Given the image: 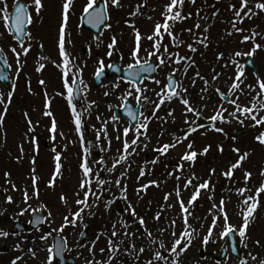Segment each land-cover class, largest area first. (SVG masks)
Returning a JSON list of instances; mask_svg holds the SVG:
<instances>
[{
    "label": "rangeland",
    "instance_id": "374dc122",
    "mask_svg": "<svg viewBox=\"0 0 264 264\" xmlns=\"http://www.w3.org/2000/svg\"><path fill=\"white\" fill-rule=\"evenodd\" d=\"M86 1L74 0L73 6L76 7L69 8L66 27L68 33L65 36V51L70 61L67 77L64 76V60L55 45L58 34L57 26L62 17L61 9L66 1L42 0L43 8L37 14L34 0H24L32 18V22L27 27L26 41L23 43L24 47L29 49L27 55L23 54L21 44L12 41L9 37L5 23L4 27L0 28V48H3L1 54L10 65L9 78L12 83L11 87L14 89L9 104L7 103L8 92L0 86V94L5 99V104H0V114L4 116L3 125L0 126V230L9 233L8 237L0 238V264H12L18 256L22 259L18 260L17 264H46L49 256L48 249L51 248V237L54 234L65 238L67 253L75 258L77 264L107 261L110 255L107 251L108 236L103 234L110 235L113 224H117V229L121 233L114 239L123 240V244L121 252L116 254L111 264H133L129 262L131 260L127 254H123V249L132 244H135L137 248H145V252L140 254L139 259L129 255L141 264H147L149 259H153L157 250L167 258V264H242L244 261L247 264H260V261L264 260V193L261 194L260 204L249 224L246 237L241 240L238 232L234 233L241 252V260L237 261L228 253L225 259L216 261L220 249L227 247L226 237L221 238L225 225L223 212H227L228 223L236 228L241 227L243 223L241 202L244 197L238 195L236 189L245 187L244 171H250L253 174L247 185L252 192H245L244 196L254 195L255 189L264 182V178H259L262 177L260 173L264 171V144H260L256 139L263 132L264 125L253 127L254 122L251 119L242 118L244 119L242 124L232 116L227 118L229 113L234 111V106L229 102H223L215 89L220 88L226 94L228 101L239 95L238 102L248 107H252L257 101H264L263 96H257V92L245 87V85L257 87L258 79L264 80V48L257 50L252 56L257 67L256 77L242 65L245 57H240V65L245 70L244 84L241 85L243 92H237L236 95L230 94V85L236 73V66L231 63L234 53L247 52L253 47L251 41L241 43L242 37L256 31L261 34L256 37V42L264 45V11L256 9L257 15L251 19H244L242 24L237 22V27L244 29V32L238 33L232 28L231 22L235 16L230 5L235 4L239 8L240 0H221L223 3L210 5L209 8L206 6L207 11L204 9V0H196L195 4L186 0L183 13L190 12L192 16L183 23H178L173 29L174 33L179 34L182 43L179 47H175L167 35L163 42L168 44L170 51L179 53L180 56L188 59L178 65L172 62L160 65L157 56H152L149 61L157 64V73L152 80L140 85V88L146 89L141 95L135 92V87L117 79H107L103 86L95 89L93 75L100 68V60H103L104 68L113 61L112 55H108V45L113 36L124 35L126 40L114 48V51L121 55V68L135 63L130 53V50L132 51L135 47V31L130 23L134 24L141 33L142 48L151 50L152 41L146 37L152 35L156 23H163L164 17L161 14L169 0H121V7L117 11L119 18L114 14L113 5L109 3L110 26L108 25L97 40L93 39L90 33L78 29V14L83 10ZM254 2L255 0L250 3L249 7H252ZM7 3L10 9L14 0H7ZM137 6H141L139 13L135 16L130 15ZM197 11L199 15L196 14ZM213 13L217 14L213 16ZM0 18L3 21L2 16ZM196 23H200V29L194 28ZM205 27L209 29L207 33H203ZM188 28H193L194 31L190 33L186 30ZM115 31H119V34L115 35ZM229 32H232L231 36L228 35ZM201 33L209 38L207 48L195 39ZM29 34L31 39H28ZM189 43L197 48L196 52L188 49ZM39 45H43L42 57H38ZM12 48H16L17 52L21 53L19 63H17L16 54L11 51ZM220 53H223V59H217ZM141 56L148 59L144 51L141 52ZM190 60H195L196 63L187 69V75H185L184 69ZM41 65H44L42 69ZM177 68L180 71H176L173 77L178 84L182 83V86L187 88L186 96L190 103L202 112L200 118L204 121L210 120L209 118L221 106L228 109L223 114V123L219 120L215 122L211 120L216 127L223 128V133L216 132L213 126L209 129L191 132L185 120L191 122L195 117L192 113H186L185 106L176 98L170 102L165 100L155 116L152 115L156 103L160 100L157 93L165 89L164 79L172 75L173 70ZM197 70L209 81H212L215 74H219L218 79L212 82L207 92L201 93L204 81L195 77ZM75 77L79 79L81 85V108L77 107V111H83L84 115L87 112V117L83 116L81 129L84 137L83 143L80 139L81 133L76 131L72 114L69 112L71 107L66 101L67 89L64 86L65 79H68L71 85ZM193 79L196 81L195 86L192 84ZM41 80L45 83L41 84ZM155 80H159L160 83H155ZM129 91H132L133 95H128ZM106 92L108 95H105ZM137 95H141L142 101V118L139 124L141 122L148 124L147 135L140 137L133 155L128 156L127 160L117 165L112 172H108L107 168H111L114 159L121 155L118 149H122L123 140L133 138L131 130L128 137L123 136L124 129H132V127L120 119H114L112 109L119 108L123 100L134 105ZM145 96L147 100L144 99ZM49 103L50 107H46ZM5 107L8 109L6 113H4ZM171 110H174L173 116L168 115ZM45 111H51L52 116L44 115ZM260 115L264 116V112ZM145 117L149 118L148 121L144 120ZM53 119L57 125L55 140L51 138L53 133L50 131ZM29 120L32 121L31 125ZM105 126L106 133L101 131ZM241 128L245 130V133L233 138V131ZM61 133L63 135H60ZM118 135L121 139L116 138ZM97 136L100 137L99 140ZM185 136L187 139H184ZM177 137L183 143L176 148L169 149L166 155H161L156 151L164 144L175 142ZM109 140H111L110 149L101 151V148L108 145ZM189 143H192L193 150L198 153L194 164L181 160L182 155L188 151ZM206 147L209 151L203 154ZM221 147L223 151H220ZM235 148H239L240 153L235 152ZM85 149L88 150L87 156H85ZM242 153H248V157L242 167L235 170L232 180H229L223 173ZM57 154L61 156V169L58 176L55 175ZM85 158L88 159L94 171L104 168V171L100 173L102 178L113 182L120 179L121 185H126L128 201L132 202L139 216L145 219V226L139 225L138 217H130L127 211L128 201L120 198L121 188L112 183L105 185L107 190L102 196L103 201H113L110 210L105 209L101 203L98 208L91 209L94 215L89 214V210L85 209L82 214L83 219L77 220L75 227L68 225L62 232L54 231L64 224L65 216L73 218L71 213L81 207L76 204V200L83 196L80 182L83 178L81 163ZM101 158L104 164H96L95 161ZM156 159L158 162L152 164L151 161ZM179 164H183L182 171L177 167ZM212 169H215V173L211 171ZM142 170L146 173L144 176H140ZM6 173L10 175L6 176ZM193 173L199 177L193 182L194 185L208 181L209 189H201L200 197L193 205H189L191 215L188 219L191 229H188V225L184 224V214L178 201L183 199L187 202L190 199L194 189L192 186L184 188L183 185ZM33 175L38 177L35 186ZM54 176V183L50 185ZM177 176L180 179H176ZM254 177H257V180ZM152 180L157 181L159 187L149 185L145 192L137 195V190L141 185L149 184ZM13 184L15 188L12 187ZM93 187H95L94 184ZM177 188L180 189L179 197L175 195ZM36 189L39 192L38 198L34 194ZM25 191L30 197L27 203L24 202ZM168 193L172 195L166 202L164 197ZM8 196L12 197L11 203L7 201ZM62 196L66 198V203L61 199ZM221 200L224 201L223 212L219 207H213V205L219 206ZM23 209L27 211L20 215ZM32 211H39L44 215V226L35 232L28 231L12 236L10 231L13 221L27 223ZM157 213H160L159 220L155 219ZM173 220L176 221L174 226L171 223ZM85 221L90 223L89 234L85 243L80 244L79 236L83 230L82 223ZM118 221H127L129 228L120 227ZM144 227L152 233V238L156 240L155 244L151 243L144 232ZM185 229L195 230L192 232L191 245L182 244L186 247V251L179 252L178 249V255L171 254L168 250L171 249L176 239L172 232L175 231L177 236H180ZM126 230L135 235L124 236L123 232ZM210 230L211 237L209 238ZM41 236H47V239H41ZM257 241L260 243L257 244ZM161 242L164 243L165 248H159ZM16 245L20 247L17 248ZM199 247L204 248L201 258L198 257ZM102 248L105 249L103 253L100 251ZM3 249L7 251H2ZM30 249L36 251L35 257L31 255ZM253 256L256 260L252 259ZM153 264H165V262L153 259Z\"/></svg>",
    "mask_w": 264,
    "mask_h": 264
},
{
    "label": "snow or ice",
    "instance_id": "6c2138e0",
    "mask_svg": "<svg viewBox=\"0 0 264 264\" xmlns=\"http://www.w3.org/2000/svg\"><path fill=\"white\" fill-rule=\"evenodd\" d=\"M187 2H190L192 4L196 3V0H187ZM74 3V0H66L64 6H63V23L62 26L60 28V39H59V49H60V54L61 56L64 58V76L67 77L68 76V65H69V55L68 53L65 51V36H66V32L65 29L67 27L68 24V19H69V8L71 7V5ZM109 3H111L113 6L119 7L121 6V0H104V3L102 5L98 6V0H87L86 5L83 8V16L81 17L82 19H84L85 17L87 18V22L89 24H92L93 26H97L101 23H103V21L106 18V11L108 8ZM250 3H253V0H240V6L239 8H237V6L235 4L230 5V8L234 11V16L235 19L231 22L232 23V28L234 29L235 32L238 33H242L244 32L243 28L237 27V22L242 24L244 22V19H251L253 16L257 15V12L255 11L256 9H259L260 11H264V0H255L254 4L252 7H249ZM0 4H2V7H0V16H2V19L5 23L6 28H10L14 25L15 27V31L16 33H18L20 36L24 35V24L25 23H31L32 22V18L31 15L28 13V7L27 5L23 4V3H17L15 5V11L14 14L9 12V5L7 3V0H0ZM34 4H35V11L37 14L40 13L41 9L43 8V3L42 0H34ZM186 4V0H169V3L167 5H165L164 11L162 12V16L164 17L163 23H156L155 25V29L154 32L152 33V35H149L146 37V39L152 41V45H151V50L149 49H143L142 45H141V33L138 29L135 28L134 24H131L130 22V26L134 29L135 31V47L132 49L131 51V56L132 59L134 60V64H129V69H133L137 66H140L144 71H150L151 68L150 67H144L145 65L149 64V59L152 56H157V59L159 60V64L160 65H166L169 62L175 63V64H181L182 61H184L185 59H188L187 57H183L180 56L179 53H173L172 51H170L168 44H165L164 41V37L165 35H167L170 39L171 42L173 43V45L175 47H179L180 44L182 43V41L179 38V34L178 33H174L173 29L176 27V25L178 23H183L185 20L190 19L192 16V13H187L184 14L183 13V8ZM142 6V5H141ZM141 6H137V8L130 13V15L135 16L139 13L140 11V7ZM197 15H199V11H197L196 13ZM217 13H213V16H215ZM151 18V17H149ZM11 22V23H10ZM110 26V25H109ZM195 29H200L201 25L200 23H196L194 25ZM163 29V31H162ZM188 32H193L194 29L193 28H188L186 29ZM208 28L205 27L203 29V33H207L208 32ZM203 33H201L200 35H197L195 37V39L203 45V47L207 48L208 47V36L207 35H203ZM229 36L232 35V32L228 33ZM261 34L256 32V31H252L251 35H244L242 37L241 43H247L249 41L252 42L253 47L247 51V52H241V51H237L234 53L235 57H252L257 50L264 48V45L257 43L256 42V37L260 36ZM202 36V38H201ZM28 39H31V36L29 34ZM117 45V40L116 37L113 36L112 37V41L111 43L108 45L109 49H114ZM99 46V45H97ZM23 54L27 55L29 49L25 48L23 44L20 45ZM41 47H43V45H41ZM188 49L191 52H196L197 48L193 46V44L189 43L187 45ZM161 49H163V51H161ZM11 51L13 53L16 54L17 56V63H19V56L21 55L20 52H17L16 48H12ZM144 51L147 53V57L148 59H144L141 56V52ZM3 52V48H0V53ZM165 54H167L165 56ZM108 55L111 56L112 52L109 51ZM175 57V59H174ZM217 59H223V53H220L219 56L217 57ZM100 63V68L99 71L97 72V78H99L104 71V62L103 60L99 61ZM195 60H190V62L188 63L187 67H185L184 69V74L187 75V69L192 67L193 65H195ZM232 64H234L236 66V73L233 79V82L230 85V94L232 95H236L237 92H243V89L241 88V85L244 84V77H245V70L244 67H242L240 65V62L238 60L233 59L231 61ZM5 65L10 67V65L7 64V60H5ZM44 67V65H41V69ZM109 68H112V65H108ZM225 67H227V65H225ZM118 70V69H117ZM176 71H180V69H174L172 72V76L175 75ZM215 71V70H214ZM131 74V73H130ZM195 77H198L199 79L204 81V87L201 89V93L207 92L208 88L210 87V85L212 84L213 81H215L216 79H218L219 74H215L212 77V81H209L208 79H206L205 77H203L201 75V73L197 70L195 72ZM9 77L8 75L4 72V70L2 68H0V81H4V80H8ZM195 79H193L192 84L193 86H195ZM41 84H44L45 81L41 80L40 81ZM76 81L72 80L71 81V85H75ZM81 83H83V81H81ZM155 83L159 84L160 81L159 80H155ZM69 84V80L65 79L64 81V86L67 89V99L69 104H72V100H73V86H71ZM118 86V85H117ZM133 87H135V92L138 94H143V92L146 89H142L140 87H136L135 84H133ZM173 87V85H168V88ZM176 87H179V91H168V88L162 90L160 93H157L158 96H160V100L158 103H156V108L155 110L152 112V115L155 116L156 111L159 110V107L161 104H163L165 102V100L167 101H171L173 98H176L181 104H183L185 106L184 111L186 113H192L193 116L195 117L194 120H192L191 122H189L187 119L185 120L186 123L189 124L190 128H191V132H196L198 130L199 127H203L202 124L197 123L200 120V117L202 116V112L200 109L195 108L192 106V104L190 103V100L187 98L186 94H187V88H184L182 86V83L177 84ZM245 87L247 88H251L252 91L257 92V96H264V80H259L257 81V87H253L252 85H245ZM31 90V89H29ZM77 92H79L80 90L77 89ZM215 91L220 95V97L222 99L226 98V94L224 92H222L220 90V88H216ZM249 95L251 93H248ZM105 95H108V93L106 92ZM128 95H133L132 91L128 92ZM141 95H137L136 99L139 101L141 99ZM203 99V96L201 97ZM145 100H147L148 98L145 96L144 97ZM239 101V95H236L235 99H230L229 103L232 104L234 106V111L230 112L229 115L232 116L233 118L237 119L240 121V123L243 124L244 119H251L254 123H253V127H256L258 125H264V116H261L260 113L264 112V101H257L255 103H253L252 107H248L247 105L238 102ZM7 103H11V94H9L8 99H7ZM94 103V102H93ZM0 104H5V99L3 97L2 94H0ZM46 107H50V103L46 105ZM7 107L4 108V113L7 112ZM73 114L75 116V128L76 131L81 133L80 135V139H81V143L84 142V137H83V133L81 131L82 129V122H81V116L79 113L76 112L75 107L73 106ZM228 109L221 106L214 115H212L209 119L212 121H220L221 123L224 122V112H227ZM173 112L174 110H171L168 112L169 116H173ZM27 115V113L25 114ZM44 115L46 116H52V112L51 111H45ZM129 115L133 117V119H135V115L131 112H129ZM259 116V119H258ZM244 118V119H242ZM148 117H145L144 120L148 121ZM3 120H4V116L3 114H0V126L3 125ZM32 121L29 120V124L31 125ZM147 128H148V124L146 122H141L139 124V126L134 127L132 129L129 128H125L124 132H123V136L124 137H128L129 131H133V138L128 140L125 139L122 142V149H118V151L121 153V155L117 158L114 159V162L112 164L111 168H107L108 172H112L117 165L121 164L122 162L126 161L128 156L133 155L135 153L136 147H138V141L140 140V137L146 136L147 135ZM213 128L216 132H220L223 133V128L220 127H216L215 124H213ZM143 129V131H142ZM50 131L53 133L52 135V139L55 140L56 138V132H57V125H56V121L55 119L52 120V125H51V129ZM101 131H104L106 133V126L104 128L101 129ZM60 135H63V133H61ZM105 138L107 139V136L105 135ZM117 139H121V137L118 135L116 137ZM100 137L97 136V140H99ZM184 139H187V136L184 137ZM257 141L260 144H264V132H261L257 137H256ZM183 143V141L177 137L175 139V142L170 143V144H164L162 147L157 148L156 151L159 152L161 155H166L168 150L171 148H176L179 144ZM111 147V140L108 141V145L104 148H101V151H106L109 150ZM145 147H147V145H145ZM132 151H129V150ZM187 149L188 151H186L184 153V155H182L181 160L182 161H189L192 164L195 163L198 153L193 150V145L192 143H189L187 145ZM21 151H23V148H21ZM53 151H55V149H53ZM209 151V148H205L203 150V154H207V152ZM220 151H223V148H220ZM235 152L240 153V149L239 148H235L234 149ZM87 152L88 150L85 149V156H87ZM248 157V153H242L239 155V158L233 162L228 169L223 173V175H225L229 180H232L234 172L236 169H239L242 167L243 162L247 159ZM19 159V158H18ZM55 160H56V172L55 175L58 176L60 175V169H61V164H60V160H61V156L59 154H57L55 156ZM158 162V159L151 161L152 164H156ZM33 163H35V161H33ZM96 164L98 165H103L104 164V160L103 158H101L98 161H95ZM181 171L183 170V164H179L177 166ZM81 168L83 170V178L80 182V188L83 190V196L80 199L76 200V204L77 205H81V207H79L75 212L71 213V217L69 216H65L64 217V224L59 228V229H55L54 231H60L62 232L64 230V227H67L68 225H71L73 227L76 226V222L77 220H82L83 219V213L85 211V209L89 210V214L94 215L95 213H93L91 211V209L93 207L98 208L100 206L101 203H103L105 209H109L111 207V203L113 201H103L102 200V196L103 193L107 190L105 188L106 184H112L115 183V185L117 187L121 188V199H124L125 201H128V196H127V187L126 185H121V180L117 179L114 182L110 181V180H106L104 178L101 177L100 173L102 171H104V168H98L96 171L93 170L92 166L90 165L89 161L87 158H85L83 160V162L81 163ZM213 173H215V169L211 170ZM33 173H35V169H33ZM146 173L142 170L140 172V176H144ZM6 176L10 175L8 173L5 174ZM123 175V174H122ZM252 172L250 171H244V182H245V187L243 188H239L236 189V192L238 193V195L244 197V199L242 200V226L239 228H236L234 225L228 223L229 217L227 215V212H223V208H224V201L221 200L220 201V205H213V207H219V209L223 212V219L225 221V225H224V231L221 233V238H225V237H229L230 234H234L238 232L239 237L241 238V240H243L246 235H247V229L249 227V224L251 223V220L254 216V213L256 212L257 207L260 204V197L261 194L264 193V182H262L260 184V186L258 188L255 189V193L254 195L250 194L247 196H244L245 192H252V189L249 188L248 182L251 180L252 178ZM261 176H264V171H262L260 173ZM33 179V185L35 186L36 181L38 179V177H36L35 175H33L32 177ZM54 179L55 176L53 178V181H50V185L52 183H54ZM176 179H180L179 176L176 177ZM199 177H197L195 175V173H193L191 175L190 178H187L186 183L183 185L184 188H187L189 186H192L194 191L190 197V199L185 202L183 199H180L178 202L180 204V208L183 215V220H184V224L188 225V229H191V225L189 224V216L191 215V212L189 211V205H193L197 199L200 197L201 195V189H209V182L208 181H204L202 183H200L199 185H194V181L198 180ZM93 184L95 185V187H93ZM149 185H156L157 187H159V184L157 181L152 180L149 182V184H145V185H141V187L137 190V195H140L141 192H145L147 190V188L149 187ZM13 188H15V185H12ZM37 198L39 196V192L38 189L35 190L34 193ZM79 195V194H77ZM171 193H168L165 195L164 199L167 202L169 200V197L171 196ZM175 195L177 197L180 196V189L177 188L175 189ZM30 199L29 194L27 191L24 192V202L27 203V201ZM62 200L65 201V203L67 202L65 197H61ZM209 199H211V197H209ZM91 200V202H90ZM7 201L9 203L12 202V197L8 196L7 197ZM170 207L172 205H169ZM29 207H31L29 205ZM24 211H27V209H23L20 213V215H23ZM127 211L129 212L130 217H138V223L141 226H145L146 225V221L143 217L139 216V214L136 212L134 205L132 204L131 201H128L127 204ZM49 215H51V213H49ZM155 219L159 220L160 219V213H157L155 216ZM117 223L120 224V227L124 228V229H128L129 225L127 223V221L124 222H120L118 221ZM172 226L175 225L176 221L173 220L172 222ZM213 227H215V224H213ZM188 229H185L182 234L180 236H177V234L175 233V231L172 232V235L174 237H176L173 246L171 247L170 253L171 254H179V252H183L186 251V247L182 246V244L190 246L191 245V237H192V232H194L195 230L192 229L191 231H189ZM144 232L147 234V236L149 237L150 241L152 244L156 243V240L154 238H152V233L150 231H148L147 227H144ZM50 235V233H49ZM83 235V233L81 234ZM103 235H107L108 236V248L107 251L110 253L107 261L101 262V261H89L86 262V264H111L112 260H114L116 258V254L121 252V245L123 244V240L117 241L114 238L121 235V233L118 231L117 229V224H113L112 226V231L111 234L109 235L108 233H104ZM124 236H129V235H135V233H130L127 230L123 232ZM9 233L3 230H0V237H8ZM211 237V230L209 231V238ZM41 239L46 240L47 236H41ZM97 239H99V237H97ZM205 243H207V239H205ZM260 242L257 241V244H259ZM17 248H19V245H16ZM66 247V243H60L57 248H56V252L55 255L56 256H62L63 255V251ZM166 246L164 245L163 242H161L159 244V248H165ZM179 249V252H178ZM31 252V255L33 257L36 256V251L33 249L29 250ZM101 253H103L105 251V249H100ZM49 252V256L47 257L46 260V264H54V256L52 255L53 253V249L49 248L48 249ZM145 252V248L144 247H139L137 248L135 244H132L130 247H125L123 249V254H127V255H133L136 257V259H139L140 254ZM22 259V257H17L16 259H14L12 261V264H17V261ZM153 259L155 261H164L165 264H167V258L159 251H155L154 253V257ZM153 259H149L147 261V264H153ZM253 260H256V257L253 256L252 257ZM242 264H247L246 261L242 262ZM260 264H264V260L260 261Z\"/></svg>",
    "mask_w": 264,
    "mask_h": 264
},
{
    "label": "water",
    "instance_id": "95a60500",
    "mask_svg": "<svg viewBox=\"0 0 264 264\" xmlns=\"http://www.w3.org/2000/svg\"><path fill=\"white\" fill-rule=\"evenodd\" d=\"M19 3H21V2H19ZM99 5H102V3L99 2L98 6ZM13 14H14V12H13ZM25 24H24V26H25ZM105 24H106V18L103 21V23H101V24H99L97 26H93L92 24H89L87 22V18L86 17L84 19H82V25L87 27V28H89L90 30H92L95 37H97L100 34L101 29L105 26ZM13 29L15 31V27ZM15 33H16V31H15ZM16 34H18V33H16ZM24 34H25V32H24ZM23 36H20L18 34V36H16V37H17V39L22 40ZM245 65L250 67L253 70L254 73L256 72V69L252 65L250 58H248L246 60ZM117 67H118V63H115L112 68H109V72L108 73L102 74L99 78H97V75H96V78H95L96 84H95V86L96 87L100 86L101 83L103 82V80L107 76L111 77L113 74H114V76H118L119 72L117 70L118 69ZM144 67H150L151 70L150 71H144L140 66H137V67H135L133 69L127 68L124 71L125 78L127 80L131 81V82H135L136 84H138L141 81L142 77L150 78L153 75V73H154L153 65L152 64L145 65ZM0 68H2L4 70V72L7 74L8 67L5 65V62L3 61L1 56H0ZM168 82H169V84H171V82H173V80L170 78V79H168ZM0 83L2 85L6 86L9 83V81L8 80H4V81H0ZM77 89H79V88H78L77 83H75L74 91H73V94H74L75 98H77L78 94H79V92L76 91ZM129 112H131V113H133L135 115V119H133V117L129 115ZM137 112H138V108H135L134 110H131L128 106L125 105L124 109L120 113L123 115V117L127 118L132 125H135L136 124ZM236 134H239V133H236ZM43 224H44V218H43L42 214L38 213V212H33L31 214L29 225H28L29 230L30 231L38 230L40 227L43 226ZM88 226H89L88 223H84L83 224V227L85 228V230L82 232L83 235H81V237H80V242H82V243L85 241V239H86V237L88 235ZM26 230H27V226H25L23 224H20V223H17V222L13 223V231H12L13 235H16V234H19V233H24ZM228 239H229L231 253L233 255H235L237 259H239L240 258V254L238 253L237 246L235 244L234 235L230 234ZM60 243H65V240L63 238H61L60 236L54 235L52 237V249H53L52 255L54 256V264H76L73 259H71L69 257H65L66 247H65V249L63 251V255L62 256H56L55 255L56 248H57V246ZM199 252L201 254L202 249H200ZM224 256H225V249H222V254L217 258V260L223 259Z\"/></svg>",
    "mask_w": 264,
    "mask_h": 264
},
{
    "label": "flooded vegetation",
    "instance_id": "af4514ba",
    "mask_svg": "<svg viewBox=\"0 0 264 264\" xmlns=\"http://www.w3.org/2000/svg\"><path fill=\"white\" fill-rule=\"evenodd\" d=\"M24 4H25V2H24ZM13 5H14V3H12V6H11V8L9 9V12L12 10V8H13ZM26 5V4H25ZM76 7V6H75ZM110 11V10H109ZM28 13H29V11H28ZM114 14L116 15V17L117 18H119V15L117 14V11L116 10H114ZM78 17H79V15H78ZM0 28H3L4 27V22L1 20V18H0ZM57 28H58V26H57ZM78 29L79 30H81V31H83V32H88V33H90L89 31H87V30H84V29H82L81 27H80V25H79V18H78ZM7 32H8V34H9V37L12 39V41H14L15 42V38H14V36H13V34L11 33V31H10V29L9 28H7ZM68 32L66 31V34H67ZM27 34H28V32H27ZM90 35L92 36V34L90 33ZM26 38H27V36L25 37V39H24V41H23V43H25V41H26ZM93 38V37H92ZM40 41V40H39ZM48 42V41H47ZM22 43V44H23ZM49 43V42H48ZM44 44V43H43ZM45 45V44H44ZM50 45V44H49ZM46 46V45H45ZM47 47V46H46ZM42 49V47L39 45L38 46V49ZM130 53H131V50H130ZM119 57H120V66H121V63H122V58H121V55H120V53H119ZM123 58H124V56H122ZM106 67H108V66H106ZM94 76V75H93ZM75 78H77V77H75ZM74 78V79H75ZM148 81H150V80H145V81H143V82H148ZM142 82V83H143ZM141 83V84H142ZM163 83H164V81H163ZM140 87V86H139ZM174 99V98H173ZM220 99H221V97H220ZM124 101V100H123ZM137 101L138 100H136L135 101V104L137 103ZM140 101V105H141V110H142V101H141V99L139 100ZM80 105H81V103H79V105H78V108L80 109L81 107H80ZM80 113L82 114V115H84L83 114V111H80ZM142 113V112H141ZM141 113H140V121H141ZM85 116H87V112H86V115ZM227 118H231V116L230 115H228V117ZM201 119V118H200ZM203 119V118H202ZM208 121V120H207ZM210 121V124L208 125V126H206V127H199L198 128V130L199 131H201V130H205V129H208V128H212V126H213V124H215L214 122H212L211 120H209ZM198 123L199 124H201V122H200V120L198 121ZM232 137L233 138H235V136H234V131H233V133H232Z\"/></svg>",
    "mask_w": 264,
    "mask_h": 264
},
{
    "label": "trees",
    "instance_id": "16d2710c",
    "mask_svg": "<svg viewBox=\"0 0 264 264\" xmlns=\"http://www.w3.org/2000/svg\"><path fill=\"white\" fill-rule=\"evenodd\" d=\"M217 3H223L221 2V0H204L203 1V5H204V9L205 11H207L206 9V6L209 8L210 5H217Z\"/></svg>",
    "mask_w": 264,
    "mask_h": 264
}]
</instances>
